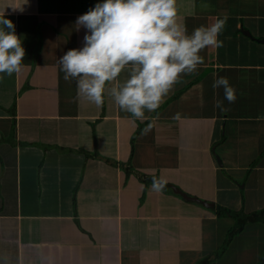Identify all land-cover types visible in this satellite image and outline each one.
<instances>
[{
    "label": "crops",
    "instance_id": "1",
    "mask_svg": "<svg viewBox=\"0 0 264 264\" xmlns=\"http://www.w3.org/2000/svg\"><path fill=\"white\" fill-rule=\"evenodd\" d=\"M100 2L0 0L26 65L0 74V264H264V223L220 254L235 220L215 210L264 209V0H177L189 33L227 16L223 46L145 121L64 79L59 59L86 33L76 20ZM218 77L236 90L226 112Z\"/></svg>",
    "mask_w": 264,
    "mask_h": 264
},
{
    "label": "clouds",
    "instance_id": "2",
    "mask_svg": "<svg viewBox=\"0 0 264 264\" xmlns=\"http://www.w3.org/2000/svg\"><path fill=\"white\" fill-rule=\"evenodd\" d=\"M227 20L218 17L189 33L178 21L177 0H103L77 18V30L86 29L83 47L68 50L59 64L64 79L76 81L78 99L99 107L107 95L134 121H145L146 112H156L182 76L204 64L203 50L223 46L219 36ZM24 57L13 22L0 16V74L21 73ZM212 87L224 93L214 107L228 111L224 100L235 102V88L227 77L215 78ZM180 118V113L173 117ZM152 128L147 124L141 135ZM166 183L154 176L151 188L161 192Z\"/></svg>",
    "mask_w": 264,
    "mask_h": 264
},
{
    "label": "trees",
    "instance_id": "3",
    "mask_svg": "<svg viewBox=\"0 0 264 264\" xmlns=\"http://www.w3.org/2000/svg\"><path fill=\"white\" fill-rule=\"evenodd\" d=\"M141 128L138 130L137 134L140 132ZM130 171L134 172L138 175L139 178H142L145 181H150L151 176L147 175L137 169H135L131 164L129 165ZM216 214L220 218H232L235 220V225L231 228V230L228 233L227 240L225 241L224 245L220 247L219 253H224L230 243L232 242L233 238L239 234H241L247 225L257 222L264 223V209L260 211H256L253 213H246L244 210L241 211H233L230 209H227V207L217 205L215 207Z\"/></svg>",
    "mask_w": 264,
    "mask_h": 264
},
{
    "label": "water",
    "instance_id": "4",
    "mask_svg": "<svg viewBox=\"0 0 264 264\" xmlns=\"http://www.w3.org/2000/svg\"><path fill=\"white\" fill-rule=\"evenodd\" d=\"M174 189H175L176 191H178V189H177L175 186H174ZM183 194H184L185 197L188 196L186 193H183ZM205 205H207V206H214L213 203H205Z\"/></svg>",
    "mask_w": 264,
    "mask_h": 264
}]
</instances>
